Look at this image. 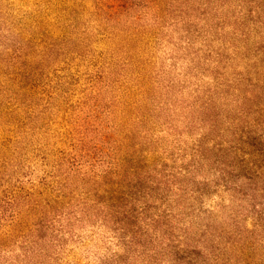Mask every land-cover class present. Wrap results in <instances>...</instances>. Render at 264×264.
Wrapping results in <instances>:
<instances>
[{"label": "rangeland", "instance_id": "1", "mask_svg": "<svg viewBox=\"0 0 264 264\" xmlns=\"http://www.w3.org/2000/svg\"><path fill=\"white\" fill-rule=\"evenodd\" d=\"M106 2L0 0L16 113L0 264H264V176L248 154L263 133L264 0H133L118 21ZM105 132L107 155L131 149L126 177L62 186L85 162L72 144ZM85 143L102 174L110 160Z\"/></svg>", "mask_w": 264, "mask_h": 264}, {"label": "trees", "instance_id": "2", "mask_svg": "<svg viewBox=\"0 0 264 264\" xmlns=\"http://www.w3.org/2000/svg\"><path fill=\"white\" fill-rule=\"evenodd\" d=\"M105 1H107L106 3L109 6L108 14L110 16L108 18H110V20L118 21L120 14L124 12L126 9L132 7L133 0H105ZM145 1H148L151 4L154 3L159 4L160 2V0H145ZM46 35L47 34H42V54H44L45 52L47 54L48 51V45H46L44 38ZM6 65L8 67V64ZM0 73H1L0 74V132H1L0 134L7 136V137H3V139H0V186H1V183L4 181L3 179L6 177V175H9V171H11L10 168H7L8 161L6 157V153H7L6 151L9 149V145L11 144L12 141L10 140L9 137L11 136L10 133H13L12 131H10L9 126L10 123L13 122L12 117H14V114L16 113L12 107V104L9 103V100L4 99L6 98V92H4L5 90L2 88L3 84H1L4 83V80L6 79H8L9 82L11 80L12 73L10 74L9 72H5V73L0 72ZM43 73L44 72L42 71V75ZM15 74L17 73L15 72ZM262 105H264V100ZM258 119L259 120L256 122L253 121V125L255 128L261 126L263 128L262 129L263 133L259 136L253 134V141L249 145L254 147L252 148V150L248 152V154L254 160H256L257 168L254 169V173H253L255 177H259L261 175L264 176V115L260 116ZM81 137L82 136H80V138ZM64 139H66V137ZM62 141L64 140L62 139ZM121 141L116 142L117 145L116 147H110L109 149L110 152L108 151V155L99 145V144L106 145L107 142L112 143L110 135H107L106 132L105 134H99V137L96 136H92L91 138L84 137L79 139L78 143L75 141L72 144V148L74 146V149L76 150L78 145H80L81 149L75 152H77L78 158H80L79 160L83 161L85 159L84 166L82 167L79 166L78 168H71L72 169L71 172L63 177L64 181L62 186L64 187L72 186V185L76 186L78 185V183H81L83 187L84 186L91 188L96 187V189L100 187V189L104 191L109 187V185L113 183L114 184L118 183L120 182L119 180H123L126 177V175L125 172L120 171V169L124 168L123 164L129 163L131 161L129 160L130 155L128 152L131 151V149L128 148L124 151L123 148L125 147L124 145H126V143H123L124 142L123 139ZM85 142H90L91 144H93V147L99 148L103 157L105 159L107 158L110 160L109 162L107 161L108 163L107 169L104 170V172H102V174L100 175L92 173L91 171L92 165L90 164L91 163L90 151L92 148L88 146ZM255 144L262 147V149L256 148ZM139 154L140 156L137 158V160H135V162L137 161L136 162L137 167H147V165H149L147 156L144 155L143 152H140ZM118 155L121 156L119 157ZM79 168L81 169L85 168V170L81 172ZM87 168H89V170ZM6 182H9V180ZM15 199L16 196L14 195L13 192L7 191L6 189H4V187L0 188V215L5 214L7 210L12 208V205L14 206ZM43 199L44 198H42V204L44 206L48 205V202L44 203ZM39 203L40 201L35 203L37 207L39 206ZM10 225L11 223L8 220H6V224L0 227V245H4L7 242L8 238L10 237L11 234Z\"/></svg>", "mask_w": 264, "mask_h": 264}]
</instances>
